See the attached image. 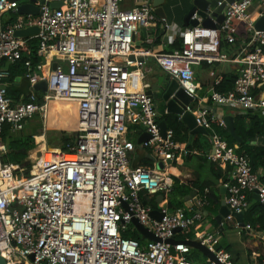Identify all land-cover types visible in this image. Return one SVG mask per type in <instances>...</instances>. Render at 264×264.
Instances as JSON below:
<instances>
[{"label":"built area","instance_id":"1","mask_svg":"<svg viewBox=\"0 0 264 264\" xmlns=\"http://www.w3.org/2000/svg\"><path fill=\"white\" fill-rule=\"evenodd\" d=\"M59 1L64 7L52 9L44 4L41 13L33 16L20 15L17 0H0V15H17L0 29V66L25 59L24 76L32 88L26 97L10 98L5 86L10 72L0 67V133L5 128L24 132L37 116L46 124L53 102L75 104L78 110V128L67 151L47 148L29 170L3 164L1 155L7 147L0 146V250L9 264H197L187 259L192 250L189 245L167 240L202 227L204 213L187 208L170 212L164 204L157 209L163 214L160 220L151 216L154 206L148 198L169 197L175 186L165 169L168 162L196 155L229 167L225 201L233 213L246 212L250 196L256 193L264 203V182L253 172L247 156L237 153L219 134L209 135L212 150L206 153L176 141L171 128L163 136L160 112L147 94L150 86L144 67L153 58L177 80L195 99L187 110L209 132L215 123L225 126L210 102L238 112L264 114V31L255 27L264 17V0L227 4L220 28L199 25L178 30L160 20L161 33L178 35L181 41L182 48L170 53L155 46L150 33L158 22L153 0H132L133 6L130 0ZM251 7L257 8L255 12L249 11ZM34 27L39 32L29 39L15 36ZM142 30L148 32L145 38L139 37ZM170 37L168 43L176 40ZM32 41L37 42L41 58L37 64L31 60ZM222 42L239 43L237 54L225 52ZM204 63L238 66L235 88L218 92L222 75L212 71L214 84L208 100L200 98L196 67ZM134 79L139 90L132 89ZM43 80L47 91L40 96L35 86ZM130 126L142 127L151 135L141 146L151 152L153 167L131 166L136 143L127 136ZM160 162L165 164L163 170L157 168ZM199 202L208 205L204 199ZM133 218L161 241L141 244L125 237L136 231ZM227 220L234 218L230 215ZM193 240L207 246L222 264H232L229 253L217 250V232L204 230ZM207 264L216 263L208 260Z\"/></svg>","mask_w":264,"mask_h":264},{"label":"crops","instance_id":"2","mask_svg":"<svg viewBox=\"0 0 264 264\" xmlns=\"http://www.w3.org/2000/svg\"><path fill=\"white\" fill-rule=\"evenodd\" d=\"M24 1H29V0H24ZM134 1L130 0L129 5L133 6ZM192 6L190 3V0H165L162 9L165 13V17H157V23L154 24L150 28V33L155 37V46H161L160 48L163 49L164 52H167V50H170V47L175 44L177 41L178 35L174 36H166L161 33L160 31V26H161V21L162 19H165L169 24L174 25L176 28H179L178 30H184V22H185V17L191 10ZM254 9H257L256 7L253 8V12H255ZM156 14V13H155ZM17 18L16 14H5V15H0V29L3 27L5 24L8 22L14 21ZM192 27V26H191ZM239 30L242 32L244 31V26L242 24H239ZM159 34V42H157L155 33ZM148 32L146 30H142L140 32L139 37L140 38H145L146 34ZM176 39L172 43H168V38ZM239 43L235 45H230L225 42V46L228 48L224 47V50L226 51L227 49L230 50V55L234 56L237 54L238 49H239ZM11 65H8L6 63H3L0 67L1 68H7L9 69ZM238 66L235 65H216V66H209L208 64H203L200 67H196L197 71V79L199 82V96L202 99L208 100L209 97V90L214 84V79L211 77L210 73L212 71H215L216 74L218 75H223V74H228L229 72L236 70ZM144 73H145V78L147 81V84L152 88L158 83L159 78H169V76L157 65L156 61L153 58H149L145 64L144 67ZM136 80V79H134ZM5 86L7 90V94L9 95L10 98L14 100L21 99L22 97H26L28 94L32 92V88L30 86L29 80L25 78L24 75L18 76L12 79V76L7 78L5 80ZM138 86V83L133 82L132 84V89L134 90H139L135 89V87ZM141 88V87H140ZM149 88V89H150ZM37 94L42 96L44 92L42 91H37ZM210 107H212V110L216 111L217 113L221 114V117L224 118L226 116H233L235 119V114L238 113L234 108H222V107H216L213 106L211 103H208ZM76 107V106H74ZM157 108L159 109L160 115H163V112H165V107L161 104L157 105ZM72 112L71 107L69 105H63L61 106L58 110H51L48 112V121L45 124L44 121H42L41 118L38 116L30 121L27 124V128L25 130V133L27 135H32L33 138L35 139L36 147L32 151H35V156L30 158L31 152L29 153L28 161L30 159H33V161L38 157L39 153H42L43 151L40 149V151H36L39 144H41V147H45V150L47 149L48 146H51L56 148V143L59 145V141H54V138L56 137L55 130L66 132L68 131L65 128H54L56 124L55 121H59L62 119L63 116H65L67 113ZM263 113V112H262ZM73 126L74 129L71 130L72 133H75V130L77 129L75 126V122L77 120V110L75 108V112L73 115ZM54 122V123H53ZM72 125V123H71ZM54 129V135H50V131H53ZM187 133H188V138L190 143L197 142L202 149H196V151H199L201 153H206L208 151L212 150V142L210 138V134L208 136L205 135H195L193 138L190 139V132L187 127ZM11 132V131H10ZM141 132V133H140ZM145 131L144 128L138 127V126H130L128 130V138L133 140L136 143V148L135 151L131 153L130 155V160H131V166L132 167H138V166H143V167H150L154 164V160L152 158L151 152L149 150L144 149L140 144H138L141 134H143ZM59 133V132H58ZM10 134H19V133H10ZM74 134H70L72 136ZM57 138V137H56ZM43 143V145H42ZM181 144L187 146L189 148V145L180 142ZM254 144H264V138L258 139L257 142H254ZM51 148V147H49ZM205 158L204 156H197V157H192L190 159H179L177 161L171 162L170 164H167L166 166V171L175 179H178L181 183L189 184L191 182H199L203 183L205 185H209V189L206 190H211L212 188L217 189L220 193L221 196V206H222V200H223V193L221 192V188L225 186L231 179V169L223 168L220 166L221 169V174L224 176H227V183H224L223 179H218L216 174H217V168L212 165L210 162H205L203 159L200 158ZM218 165V164H217ZM154 166V165H153ZM264 176V173H263ZM197 188V187H196ZM199 188V187H198ZM227 196V194H226ZM225 196V198H226ZM156 197H151L148 198L149 204L152 206L157 205H167V202L170 201L169 197L167 196L164 198V201L162 204L161 200H159ZM145 198V196H143ZM199 199H203L200 193V188H199ZM254 198V195H253ZM255 199V198H254ZM256 200V199H255ZM258 201V200H256ZM252 203L250 204L251 207ZM217 212L213 214V218L216 222V226L213 228H206V226L211 222L206 218L205 215V221L203 223V226L198 228V229H192L188 233H178L175 236V240L178 241L179 243H183L187 239L191 238L194 239L196 238L197 234L206 230V231H211V232H217L218 233V240L219 243L217 244V250L225 251L229 253L232 257V264H259L264 261V229H258L257 227H252L250 225L246 224L247 226H250L251 229L247 228H238V223L234 219L232 221H228L226 219V222L224 224V231L219 232V225L218 222L216 221V216L219 215L220 209ZM245 218V217H244ZM178 244V243H176ZM193 250V249H192ZM201 253V252H200ZM202 254V253H201ZM203 255V254H202ZM204 257V255H203ZM208 259L204 257L203 263L205 262L207 264Z\"/></svg>","mask_w":264,"mask_h":264},{"label":"trees","instance_id":"3","mask_svg":"<svg viewBox=\"0 0 264 264\" xmlns=\"http://www.w3.org/2000/svg\"><path fill=\"white\" fill-rule=\"evenodd\" d=\"M157 42H159V34L158 32L155 33ZM32 53H31V60L34 64L40 62L41 58L37 55V42H31ZM228 48L225 46V42H222V49ZM181 41L177 40L174 45L170 47V50H167L168 53L173 52L174 50L181 49ZM225 51V50H224ZM225 52L228 54L230 50L227 49ZM25 59L18 62L17 64L11 65L9 67L10 76L12 79L18 76L25 75L26 68H25ZM239 76L238 70H233L228 74L222 75V81L219 85H216V90L220 93H228L235 88L237 78ZM211 103V102H210ZM161 119H166L169 123V128L173 129L175 132V140L178 142H183L189 145L190 150L202 149L197 142L190 143L188 138V131L187 126L169 115H166L163 112ZM73 125H71L72 127ZM235 128L238 135L243 139V144H237L235 139L230 135L227 131L225 126H220L219 124H213L212 130H210L209 134H219L223 138H225L230 147L234 148L237 153L241 155L247 156L250 166L253 172L257 173L261 180L264 182V144H253L257 142L258 139L264 138V118L259 115L257 112L248 111V112H238L235 114ZM72 130V129H71ZM10 129L5 128L0 133V146L5 145L7 147V152L1 155V161L3 164H11V165H18L21 167H25L28 170L31 167V162L28 161L29 153L35 149L36 143L35 139L32 135H27L24 132L17 134H10ZM57 137V138H56ZM54 138V141H59L61 143V148L64 151H67V144L70 141H73L75 138V134L70 136L66 132H62L60 135H57ZM41 144H39L40 146ZM43 145V143H42ZM35 151L31 152V156H35ZM192 157H197L196 155H190L185 159H190ZM200 158V157H199ZM203 159L205 162H210L206 158ZM214 165L217 170V178L223 179V176L220 172V166L214 162H210ZM154 165V164H153ZM150 166V167H153ZM227 169H230L229 167ZM227 176L224 177V183H227ZM196 187L200 188L201 196L204 200L208 202V205L205 206V209L208 213L206 218L211 221L206 228H213L216 226V222L213 218V214L217 212L221 206V196L217 189L212 188L209 189V185H205L199 182H191L189 184L181 183L178 179L175 178V186L172 193L169 196V199L174 203L176 209L186 208L183 202V198L187 196L192 190L196 189ZM250 204L252 203L251 207L246 211L244 222L247 225L252 227H257L258 229H264V203L260 201H256L253 198V195L249 198ZM186 211H188L186 209ZM190 214V211L187 212ZM125 237L131 238L134 240L139 241L141 244L144 243L141 236L138 234L137 231H129ZM187 259L193 261L197 264H206L203 263V255L198 250H191V253L187 256Z\"/></svg>","mask_w":264,"mask_h":264},{"label":"water","instance_id":"4","mask_svg":"<svg viewBox=\"0 0 264 264\" xmlns=\"http://www.w3.org/2000/svg\"><path fill=\"white\" fill-rule=\"evenodd\" d=\"M17 1L20 4L18 7V13L20 15L37 16L41 13L40 6L44 4L49 5L52 9H60L65 5L63 2H60L59 0H51V2H45V0H29L28 2L24 0H17ZM164 1L165 0H153L155 13L159 17H165V13L162 9V5ZM237 1L240 0H190L192 8L185 17L184 29L191 26L195 27L199 25H202L203 27L206 28H220L225 21L224 10L226 8V5L233 4ZM255 27L258 31H264V17H261L256 22ZM38 32L39 29L34 27V28L18 31L16 32L15 36L17 38L29 39L35 36L36 34H38ZM136 46L137 47L141 46L140 41H136ZM132 59L134 58L132 57ZM35 90L46 92L47 81L46 80L41 81L39 84L35 86ZM147 94L154 99L156 106L158 104H161L165 107V110L167 111L166 115H169L172 118L180 122H183L188 127L190 132V139L197 134L205 135V136L209 135L208 130L198 125L195 115L187 110V107L193 104L195 99L189 96L185 92V90L181 88L177 80L171 79L170 77L165 78L162 83L158 82L155 86L147 90ZM258 114L261 115L262 118H264V114L262 112H258ZM224 124L227 131L235 139L236 143L243 144V139L238 135L236 131L234 117L226 116L224 118ZM160 127L163 136H165L166 131L169 128L168 121L166 119H162L160 122ZM149 139H151V135L148 132H144L143 134H141V138L138 144L141 145L142 143L148 141ZM41 155L42 154L39 153L38 157H41ZM170 163L171 162H168V164ZM157 168L163 170L165 168V164L163 162H160L157 165ZM221 192L223 193L222 206L219 215L216 216V221L218 222L219 225V232L224 231V224L226 222L227 217L230 215L237 221L238 228H242V229L246 228V223L244 222V217L246 212L233 213L229 209L225 201L227 188L225 186L222 187ZM198 196H199V188L192 190L187 196L183 198L184 205L189 210L200 211L204 213V215H207V211L205 207H203L200 204ZM157 198L161 200L160 204H162L164 201V196L160 195ZM254 198L260 201V197L257 193L254 194ZM145 203H147V201ZM166 208L172 210L175 208V205L170 200L169 202H167ZM157 209L158 206L154 205V211H152L151 216L155 219L160 220L163 214H161ZM132 225L135 227L136 231L141 236L142 240L155 241V242L161 241V239L158 238L155 234L149 232L148 229L142 226L136 218L132 219ZM167 243L176 244L179 242L176 241L175 238H172L170 240H167ZM183 243L189 245L192 249L201 252L204 255V257H206L208 260L215 262L216 264H222L218 260L217 256L212 251H210L207 246L202 245L200 241L190 239L184 241ZM30 259L34 261L35 258L34 256H31ZM0 264H9L8 260L5 258L1 250H0Z\"/></svg>","mask_w":264,"mask_h":264},{"label":"rangeland","instance_id":"5","mask_svg":"<svg viewBox=\"0 0 264 264\" xmlns=\"http://www.w3.org/2000/svg\"><path fill=\"white\" fill-rule=\"evenodd\" d=\"M249 11L251 12V13H253V8L251 7L250 9H249ZM164 79L165 78H159L158 79V82L159 83H162L163 81H164ZM133 82H136V84L138 83V85H139V82H138V80H132V84H133ZM135 89H140V87H138V86H136L135 87ZM199 93V92H198ZM70 107H71V110H72V112H68L65 116H63L62 117V119L61 120H59V121H55V123L54 124H56L55 126H54V128L56 129V128H65V129H67L68 131H66V133L68 134V135H70V134H75L76 133V130H75V133H72V131H71V129L73 130L74 129V127H71V123H72V125H74L73 124V121H74V119H73V115H74V112H75V108L76 107H74L75 105H69ZM41 118V117H40ZM54 133V129H53V131H50V135H54L53 133ZM59 132V133H58ZM57 132V130H55V134H58V135H60L61 134V131H58ZM57 136V135H56ZM58 143H56L55 145H56V148H60L61 147V143H59V145H57ZM49 147H52V145L51 146H48L47 148H49ZM36 151H40V149H38L37 148V150ZM30 158H32V156H30ZM33 161V159H30V162H32ZM172 211H174L173 209L172 210H170V212H172Z\"/></svg>","mask_w":264,"mask_h":264},{"label":"bare ground","instance_id":"6","mask_svg":"<svg viewBox=\"0 0 264 264\" xmlns=\"http://www.w3.org/2000/svg\"><path fill=\"white\" fill-rule=\"evenodd\" d=\"M63 105H75V104L65 103V102H63V103H55V102H53V103H51L49 105L48 112L51 111V110H58ZM76 110H77V107H76ZM75 126H76V128H78V110H77V120L75 122ZM38 149H41L44 153L47 151V149L45 150V147H41V146H38ZM48 149H52V151L56 150V148H54V147H51V148H48Z\"/></svg>","mask_w":264,"mask_h":264}]
</instances>
